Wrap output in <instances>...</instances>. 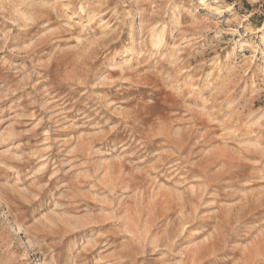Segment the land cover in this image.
<instances>
[{
	"label": "rangeland",
	"instance_id": "rangeland-1",
	"mask_svg": "<svg viewBox=\"0 0 264 264\" xmlns=\"http://www.w3.org/2000/svg\"><path fill=\"white\" fill-rule=\"evenodd\" d=\"M0 264H264V0H0Z\"/></svg>",
	"mask_w": 264,
	"mask_h": 264
},
{
	"label": "bare ground",
	"instance_id": "bare-ground-1",
	"mask_svg": "<svg viewBox=\"0 0 264 264\" xmlns=\"http://www.w3.org/2000/svg\"><path fill=\"white\" fill-rule=\"evenodd\" d=\"M130 34V33H129ZM130 37V41H129V45H128V49H127V53H131L133 51V45L134 44V37L133 36H129ZM157 40V39H156Z\"/></svg>",
	"mask_w": 264,
	"mask_h": 264
}]
</instances>
